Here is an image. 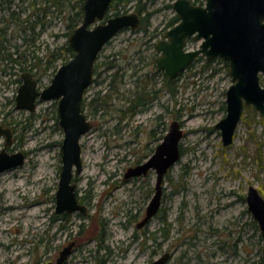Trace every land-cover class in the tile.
Instances as JSON below:
<instances>
[{
  "label": "rangeland",
  "instance_id": "374dc122",
  "mask_svg": "<svg viewBox=\"0 0 264 264\" xmlns=\"http://www.w3.org/2000/svg\"><path fill=\"white\" fill-rule=\"evenodd\" d=\"M57 1L0 8V126L13 129L6 150L25 156L0 171V264L51 263L71 244L63 264H145L166 252V264H264V237L239 200L251 185L264 198V117L244 105L234 141L224 146L215 125L226 115L227 61L199 55L171 79L155 68L154 45L166 37L174 0L145 4L153 36L122 29L96 58L83 100L93 127L81 135L82 166L71 178L86 212H56L64 138L57 100L39 99L29 111L16 107V94L21 73H36L42 90L70 58L63 47L85 0ZM133 4L119 13L136 12ZM200 42L191 37L186 50ZM129 98L142 102L138 112L129 111ZM174 119L183 132L181 157L164 175L159 211L137 228L157 176L125 173L152 156Z\"/></svg>",
  "mask_w": 264,
  "mask_h": 264
},
{
  "label": "water",
  "instance_id": "95a60500",
  "mask_svg": "<svg viewBox=\"0 0 264 264\" xmlns=\"http://www.w3.org/2000/svg\"><path fill=\"white\" fill-rule=\"evenodd\" d=\"M110 2L84 1L83 20L68 38L75 53L54 72L50 85L38 90L32 74L21 73L16 107L33 111L38 98L58 100L57 116L64 138L56 193L57 213L86 212L85 206L76 199L75 184L71 178L73 172L78 174L82 166L81 135L93 127L83 112L82 101L86 88L92 83L95 58L116 32L126 27L135 29L140 22V16L134 11L109 16L104 23L100 22L104 20ZM172 4L179 21L165 32L166 38L155 45L159 53L155 68L164 70V75L171 78L185 70L198 55H204L208 60L220 57L227 61L232 83L226 90V115L219 119L215 128L221 132L223 145L228 146L234 141L244 105L252 104L264 117V87L260 85V77L264 76V0H205V4L200 5L191 0H174ZM191 37L200 39V46L186 50V39ZM171 122L152 156L125 173V177H133L144 175L151 169L156 171L154 193L137 227L144 226L159 211L164 175L181 157L179 141L183 132L179 121L174 119ZM2 134L6 136V144L10 143V129L0 126ZM24 158L23 152L8 154L3 147L0 152V171L23 163ZM246 194L248 208L264 237V198L253 185L249 186ZM71 247L72 244L66 246L54 262L46 264H63ZM169 255L166 252L145 264H166Z\"/></svg>",
  "mask_w": 264,
  "mask_h": 264
},
{
  "label": "trees",
  "instance_id": "16d2710c",
  "mask_svg": "<svg viewBox=\"0 0 264 264\" xmlns=\"http://www.w3.org/2000/svg\"><path fill=\"white\" fill-rule=\"evenodd\" d=\"M133 1H134V4L133 5L135 7L136 12L142 17L141 27H143L145 29V28L148 27L147 26L148 25V19L151 16L150 14L152 13L151 11L147 10L145 4L147 3V1H149L150 3H152L155 0H111V3L109 5L110 8L108 9V13L110 11H112V13H110V14H112V15L118 14L120 12V10L121 9H125L127 7V5L132 6L131 3ZM196 1H198V0H193V2H196ZM168 5L172 7V4L171 3H169ZM82 14H83V8H81L80 11L77 12V15H79V18H81V19H82ZM177 19H178V16L177 15L172 16L168 20V22H166V24H165L166 27H169V25H171L172 23H174L175 21H177ZM71 30L73 31V28ZM63 49H64V51H67V53L70 54V57H72L74 55V51L70 47L69 43H67L65 45V47H63ZM11 59L14 62H18V59L17 58H11ZM109 64H110V66H112V61H110ZM93 72H96V71H93ZM116 75L117 74L113 73V77H115ZM170 90L172 91V89H170ZM129 100H130V103H132V104L136 102V100L133 99V98H131V99L129 98ZM132 104H130L129 108L133 106ZM83 107H84V104H83ZM130 111H132V110H130Z\"/></svg>",
  "mask_w": 264,
  "mask_h": 264
},
{
  "label": "flooded vegetation",
  "instance_id": "af4514ba",
  "mask_svg": "<svg viewBox=\"0 0 264 264\" xmlns=\"http://www.w3.org/2000/svg\"><path fill=\"white\" fill-rule=\"evenodd\" d=\"M13 2V0H0V8H3V6L4 5H6L5 7H7V5L9 4V3H12ZM192 3H194V4H198V3H196V2H193V0H192ZM82 8H83V4H82ZM84 9V8H83ZM14 14V13H13ZM139 15V14H138ZM174 15H177V14H175L174 13ZM173 15V16H174ZM108 16H109V14H106L104 17V20H103V23L105 22V20L108 18ZM140 16V15H139ZM141 21H142V17L140 16V22H139V24L137 25V28L136 29H132V30H134V31H136L137 29H143V31H144V33H146V34H149L150 33V36H153V33L152 32H150L149 30H148V28H143V27H141ZM179 21V17H178V19H177V21H175L174 23H172L171 25H169V27H165V31L163 32V34H164V37H165V32L171 27V26H173L174 24H176L177 22ZM168 22V21H167ZM148 26V25H147ZM29 27H32L33 28V25L32 24H30V26ZM126 28H129V27H126ZM126 28H124V29H126ZM0 30H3V29H0ZM74 30V29H73ZM73 32V31H72ZM71 34V33H70ZM159 40H161V39H159ZM159 40H157L156 41V43H155V45L159 42ZM186 42H187V39H186ZM155 45H154V47H155ZM154 54L155 55H159V53L156 51V47H155V52H154ZM157 56L155 57V61H156V59H157ZM30 74H32V76H33V78L35 79V81L37 80L36 78V73H34L33 71L31 72H29ZM180 74V73H179ZM165 76V75H164ZM263 76V75H262ZM166 77V76H165ZM264 77V76H263ZM168 78V77H167ZM171 78H173V77H171ZM171 78H169V79H171ZM36 85H37V81H36ZM39 99H36V102L38 101ZM55 100H57V99H55ZM57 102H58V100H57ZM141 104H142V102H140V103H138V102H135V103H133L132 105V107H130L129 108V111L130 110H132V112H138V110L140 109V106H141ZM35 106H36V104H35ZM36 108V107H35ZM34 110V109H33ZM241 117V116H240ZM1 125H3L4 123L2 122V123H0ZM7 128V127H6ZM13 129H10V140H11V142L10 143H8V144H6V140H5V138H6V136L5 135H0V138H2L3 137V140H4V142H3V147H5V151H7L6 150V147L7 146H9V145H11L12 143H13V141H14V139H13ZM164 136V135H163ZM163 139V138H162ZM3 147H2V149H3ZM1 149V150H2ZM1 150H0V152H1ZM8 152V151H7ZM8 154H13V153H9L8 152ZM22 164V163H21ZM15 166H17V165H15ZM14 166V167H15ZM14 167H11V168H5V169H12V168H14ZM155 170V169H154ZM150 171V170H149ZM148 171V172H149ZM147 172V173H148ZM156 172V171H155ZM146 173V174H147ZM145 175V174H144ZM134 176V175H133ZM164 181V180H163ZM163 184V183H162ZM162 187H164V186H162ZM249 188V187H248ZM154 193V191L151 193V195ZM246 193H247V191H246ZM241 194V195H239V200L241 201V200H245L246 201V204H247V194ZM151 197V196H150ZM161 197H162V195H161ZM163 198V197H162ZM147 206V205H146ZM146 208V207H145ZM145 211H146V209H145ZM242 213L243 214H251V212H250V210H249V208H248V204H247V208H245L243 211H242ZM144 215H145V212H144ZM144 215L142 216V218L144 217ZM141 218V219H142ZM141 219H140V221H141ZM150 221H151V219H150ZM149 221V222H150ZM247 222L246 221H244V225L246 224ZM137 224H138V222H137ZM137 224H136V226H137ZM148 224V222L144 225V226H142V227H137V228H145L146 227V225Z\"/></svg>",
  "mask_w": 264,
  "mask_h": 264
}]
</instances>
